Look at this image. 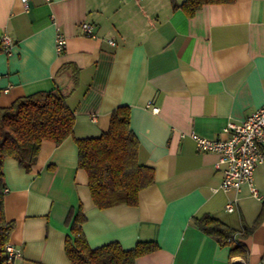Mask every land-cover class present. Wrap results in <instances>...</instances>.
I'll return each mask as SVG.
<instances>
[{
	"label": "crops",
	"instance_id": "0c3cea01",
	"mask_svg": "<svg viewBox=\"0 0 264 264\" xmlns=\"http://www.w3.org/2000/svg\"><path fill=\"white\" fill-rule=\"evenodd\" d=\"M184 0H0V108L38 92L58 91L71 111L73 134L60 145L43 141L28 169L2 164L3 209L14 223V264H70L64 253L66 219L82 209L87 246L137 243L156 250L134 264H264L261 211L264 162L253 175L256 196L243 184L220 188L217 155L199 152L191 134L225 139L264 103V0L204 5L192 17ZM92 26L95 38L81 33ZM57 35L65 49L55 50ZM110 42L112 44H110ZM128 107L138 163L154 171L136 206L98 209L78 167L75 139L97 138L110 115ZM232 205V211L226 205ZM203 216L235 231L246 258L229 256L195 224Z\"/></svg>",
	"mask_w": 264,
	"mask_h": 264
},
{
	"label": "trees",
	"instance_id": "16d2710c",
	"mask_svg": "<svg viewBox=\"0 0 264 264\" xmlns=\"http://www.w3.org/2000/svg\"><path fill=\"white\" fill-rule=\"evenodd\" d=\"M235 0H184L178 8L192 17L204 5L231 4ZM0 52H2L0 48ZM128 107H118L110 115L108 131L97 138L75 139L78 167L88 177L93 204L98 209L116 205L136 206L138 194L154 181L152 168L138 163V142L129 128ZM74 118L58 91L38 92L16 99L0 108V264H13L5 251L14 223L7 221L3 209L2 164L12 158L28 170L37 158L43 141L60 145L73 134ZM264 220V197L260 214L242 237L250 234ZM82 209L70 211L66 223L69 235L64 239V253L70 264H134L135 260L156 250L153 243H137L131 250L110 243L97 249L87 246L82 232ZM198 229L227 247L229 256L246 258V247L234 239L235 231L208 216L195 220Z\"/></svg>",
	"mask_w": 264,
	"mask_h": 264
},
{
	"label": "built area",
	"instance_id": "2783aa9c",
	"mask_svg": "<svg viewBox=\"0 0 264 264\" xmlns=\"http://www.w3.org/2000/svg\"><path fill=\"white\" fill-rule=\"evenodd\" d=\"M22 1L26 8L29 0ZM80 28L83 36L95 38L91 25L83 23ZM65 45V38L57 35L56 52L61 53ZM0 48L4 54L10 53L12 41L8 36L0 38ZM223 133L227 135L225 139H207L196 134H191V138L197 151L217 155L214 167L223 175L220 185L222 190H237L245 184L250 188L251 194L256 196L254 170L264 162V103L241 123H228ZM226 210L232 211V205H226ZM5 251L13 264L20 258V251L9 243L5 245Z\"/></svg>",
	"mask_w": 264,
	"mask_h": 264
}]
</instances>
